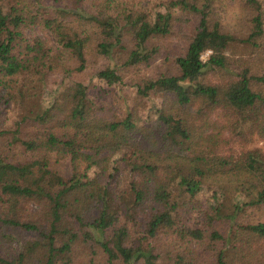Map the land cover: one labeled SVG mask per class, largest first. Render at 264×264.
<instances>
[{
    "label": "trees",
    "instance_id": "1",
    "mask_svg": "<svg viewBox=\"0 0 264 264\" xmlns=\"http://www.w3.org/2000/svg\"><path fill=\"white\" fill-rule=\"evenodd\" d=\"M62 1L50 13L45 6L40 8L39 0H0V98L35 87L53 70L80 72L98 57L118 55L128 31L133 48L120 60L126 67L147 64L158 55L155 40L186 35L182 52L168 55L170 50L164 49L160 53L165 62L171 56L175 73L165 70L135 84L141 97L163 92L172 101L166 108H154L149 126H137L130 112L122 119L109 118L95 107L85 85L75 81L58 90L33 116L22 115L13 129H3L0 231L4 225L19 227L35 232L39 240L12 255L0 251V264H30L31 249L41 257L40 264H73L74 248L80 245L91 256L101 254L107 263L193 264L194 258L196 264V256L208 254L216 264H251L250 245L228 250L230 230L226 237L219 234L210 224L211 214L203 230L183 224L189 205L172 195L174 186L188 198L201 189L199 180L184 175L189 166L200 178L237 175L245 196L260 187L259 201L264 197V155L255 150L226 154L224 148L232 140L264 139V73L250 75L242 70L238 77L230 74L223 82L201 80L205 69L226 71V49L235 41L221 29L214 0H165L158 4L163 10L153 14L125 11L114 0H96L92 13L83 9L84 0ZM245 2L253 14L242 41L261 48L264 4ZM191 19L194 24L187 36L183 27ZM38 23L51 35L54 48L37 36H24V27ZM256 38L260 39L257 45ZM205 51L209 54L203 61ZM262 54L264 49L258 65H264ZM96 76L107 84L121 81L116 67L105 66ZM11 145L26 156L14 157ZM122 148L129 149L132 158L128 162L131 177L121 189L110 182L115 168H107ZM52 158L68 160L67 179L49 167ZM93 166L98 172L89 177ZM98 178L110 180L109 184ZM22 199L44 202L41 225L19 219L16 211ZM213 211L216 214V208ZM129 223L141 229L142 236L134 238V243H128L133 230ZM243 228L264 240V221ZM164 238L166 242L159 241ZM154 239V246L150 245L148 240ZM255 260L264 264L263 253Z\"/></svg>",
    "mask_w": 264,
    "mask_h": 264
},
{
    "label": "rangeland",
    "instance_id": "2",
    "mask_svg": "<svg viewBox=\"0 0 264 264\" xmlns=\"http://www.w3.org/2000/svg\"><path fill=\"white\" fill-rule=\"evenodd\" d=\"M114 1L125 11H143L146 14H153L156 10H163L158 4L165 0ZM259 1L261 5L264 4V0ZM39 2L40 8L45 6V10L50 13L57 4H63L62 0L58 2L57 0H39ZM95 3L96 0H84L82 7L85 11L92 13L95 11ZM214 8L219 17L221 29L230 33L235 38V41L230 42L226 49V56L229 61L226 71L205 69L201 80L210 83L223 82L230 77V74L238 77L242 70H247L246 74L250 75L263 74L264 65H258L256 62H262L259 60L258 55L264 49V43L260 44L261 48H254L253 46L255 45L242 41L248 33V19L253 14L251 8L246 4L245 0H214ZM193 24L194 19H191L183 27L187 36L192 32ZM22 31L28 39L37 36L45 40L48 46L55 47L51 35L39 23L28 25ZM185 39L186 35L184 33L177 36L168 35L159 38L155 40V43L160 46L158 55L157 53L153 55L147 64L140 63L126 67L120 64V60L127 51L133 48V40L130 33L125 31L121 41L123 49L118 55L114 56L112 54V58L98 57L93 64L88 65L80 72L71 71L68 74H63L59 70H53L44 75L42 82H35V87L29 90L21 89V91L14 93V96L8 99L0 98V132L3 129H13L17 119L22 115L33 116L34 112L49 103L58 90L75 81L85 85L87 96L95 107L101 108L102 112H106L109 118L113 116L115 119H122L126 112H130L137 126H149L154 120L152 112L154 108L156 106L166 108L171 103L172 96L163 92H151L148 96L141 97L136 93L135 84L144 77H152L159 72L167 73L166 71H170V73H175L171 63V56L170 61L165 62L162 60L160 53H163L164 49L170 50L167 53L168 55L182 52ZM255 43L256 45L259 44L260 39L256 38ZM150 45L148 44L147 47L149 48ZM208 54L209 51L203 52L201 60H206ZM262 57L264 58L263 54ZM68 62L71 65L75 64L74 61ZM255 63L257 66H255ZM105 66L116 67L121 77L119 83L107 84L96 76V72ZM5 135L0 133V142L5 138ZM224 135L226 134L224 133ZM13 146L11 145L10 148L14 152V157L22 159L26 156L25 154L17 153V149L13 150ZM224 148L226 154L231 151L236 154L241 151L255 150L258 154L264 155V139L252 137L246 142L232 140ZM131 158L132 154L129 149H120L108 161L107 170L111 166L116 170L113 181L106 178H98L99 182L108 183L110 181L113 183L115 181L118 188H124L131 177L128 167V162ZM49 167L64 179H67L71 174L70 165L66 158H52ZM97 172L98 168L93 166L88 170L87 175L93 177ZM184 175L188 178L199 180L201 189L193 197L188 198L186 195H182V190L177 188V186L172 188L173 198L179 202L184 201L189 205L185 218H181V222L191 228L203 230L208 227L206 220L209 219L208 217L211 214L210 224L219 234L226 237L230 230V242L227 245V249L230 251L233 248L239 250L249 244L251 247L249 254L252 255L250 263L256 264L255 258L258 254L263 253L264 256V240L260 241L255 236H251L250 232H247L248 230L243 227L264 221V197L259 201L260 194L258 190L260 187L254 189L251 195L247 197L238 188L241 178L237 175L213 174L200 178L194 174L193 169L189 166L184 168ZM213 207L216 208V214H214ZM45 209L44 202L22 199L18 203L16 214L21 221L35 222L41 225ZM128 226L133 229L130 230L128 243H134V238L142 236L141 229H137V226H133L130 223ZM35 234V232L22 230L19 227L10 229L6 225L2 226L0 231L1 253L4 254L6 251L12 255L32 247L34 241L39 240ZM157 237L161 238V235L159 234ZM155 240H148V242L154 246ZM159 241L166 242L167 240L165 241L164 238V240L159 239ZM190 241L189 248L193 249L194 241ZM88 250L83 245L75 247L73 264H118L116 261L107 263L105 257L99 253L91 256ZM196 257L199 260L196 264H216L214 257H210L208 254L204 257L203 255ZM208 258L210 259L208 260ZM27 259L30 264H40L42 261L35 249L30 250ZM188 260H192V258H188ZM192 261L195 264L194 258Z\"/></svg>",
    "mask_w": 264,
    "mask_h": 264
}]
</instances>
